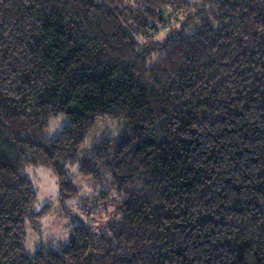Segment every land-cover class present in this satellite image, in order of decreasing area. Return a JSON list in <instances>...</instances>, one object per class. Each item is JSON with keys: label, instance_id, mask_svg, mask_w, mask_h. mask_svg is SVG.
<instances>
[{"label": "trees", "instance_id": "1", "mask_svg": "<svg viewBox=\"0 0 264 264\" xmlns=\"http://www.w3.org/2000/svg\"><path fill=\"white\" fill-rule=\"evenodd\" d=\"M38 165L113 218L27 254ZM0 264H264V0H0Z\"/></svg>", "mask_w": 264, "mask_h": 264}, {"label": "rangeland", "instance_id": "2", "mask_svg": "<svg viewBox=\"0 0 264 264\" xmlns=\"http://www.w3.org/2000/svg\"><path fill=\"white\" fill-rule=\"evenodd\" d=\"M132 3L133 0H129V4ZM66 122L67 117L63 114L51 118L43 132L44 136L54 137ZM122 126L121 122L115 120H98L85 140L81 153L83 154L101 139L115 137ZM22 173L30 180L32 188L36 192L33 211L37 212L44 205H50V212L38 221V227L31 222H25L26 237L23 247L30 256L40 248L62 249L68 243L72 229L80 223L92 225L98 232L103 229L109 218H113V203L104 202V200L96 201L100 191L104 188V190L108 189L105 177L102 181L97 180L98 183L93 182L79 175L77 165L70 166L68 175L78 188V194L66 201V212L61 209L58 202L56 178L47 167L42 165L27 166L23 168Z\"/></svg>", "mask_w": 264, "mask_h": 264}]
</instances>
